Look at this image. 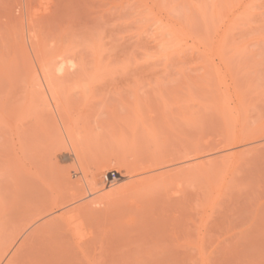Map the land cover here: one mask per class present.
Returning a JSON list of instances; mask_svg holds the SVG:
<instances>
[{"label":"rangeland","instance_id":"374dc122","mask_svg":"<svg viewBox=\"0 0 264 264\" xmlns=\"http://www.w3.org/2000/svg\"><path fill=\"white\" fill-rule=\"evenodd\" d=\"M0 264H264V0H0Z\"/></svg>","mask_w":264,"mask_h":264},{"label":"built area","instance_id":"2783aa9c","mask_svg":"<svg viewBox=\"0 0 264 264\" xmlns=\"http://www.w3.org/2000/svg\"><path fill=\"white\" fill-rule=\"evenodd\" d=\"M115 174H108L103 177L104 182H109L115 179Z\"/></svg>","mask_w":264,"mask_h":264}]
</instances>
